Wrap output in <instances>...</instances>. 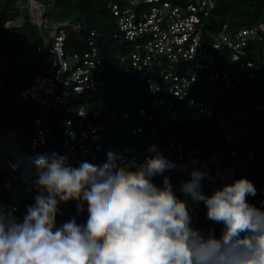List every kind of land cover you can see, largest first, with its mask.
I'll return each instance as SVG.
<instances>
[{"label":"built area","instance_id":"built-area-1","mask_svg":"<svg viewBox=\"0 0 264 264\" xmlns=\"http://www.w3.org/2000/svg\"><path fill=\"white\" fill-rule=\"evenodd\" d=\"M16 4L21 5L19 0ZM32 4L36 6L34 9ZM214 7L212 0H108L116 22L112 37L131 46L120 60H129L143 92H164L163 97L152 101V106L162 113V121L156 122L142 153L152 155L149 147L159 143L155 129L179 124L194 127L199 122L215 119L219 134L210 138L206 159L195 166L202 171L229 157L241 154L252 160L264 154V103L253 106L242 103L231 113L222 110L215 113L212 104L190 95L197 72L205 74L208 86L219 80L226 88L241 86L257 73L264 75V19L232 32L223 25L211 40H204L202 21ZM23 8L28 10L32 23L40 29L52 27L53 33L44 39L46 53L37 73L19 93L20 100L36 106V114L28 125L31 134L26 144L22 143L18 130L0 134V206L15 209L18 219L23 218L26 206L34 203L33 189L34 196L37 194L33 161L37 156L35 151L46 143L43 124H54L51 114L62 117L60 153L69 161L101 165L107 153L113 152L123 158V165L131 168L140 153L112 143L107 126L101 122L108 118L98 107L75 103L96 94L104 85L105 67L95 44V31L91 30L85 37V52L68 54L64 48V30L59 25L49 26L43 6L36 0H28L27 6L20 9ZM21 19L17 17L6 23L9 27H18ZM221 51H225L224 61L228 65L217 69L216 57ZM183 65L191 66L194 71L186 74ZM176 66H179L178 72ZM1 91L0 85V94ZM166 96H172L173 100ZM109 120L111 124L117 121L116 117ZM152 121L139 108L137 117L126 128L130 135H137L142 133V122ZM246 142H250L249 149L241 148ZM160 143L165 148L160 147L159 151L178 166L165 175L170 178L187 175L194 166L184 160L175 136H165ZM248 201L264 208V190Z\"/></svg>","mask_w":264,"mask_h":264},{"label":"clouds","instance_id":"clouds-1","mask_svg":"<svg viewBox=\"0 0 264 264\" xmlns=\"http://www.w3.org/2000/svg\"><path fill=\"white\" fill-rule=\"evenodd\" d=\"M148 151L131 168L113 152L101 165L79 166L56 152L37 155L34 203L22 219L0 206V264H264V209L248 201L256 195L250 180L205 194L209 173L194 160L181 199L165 175L178 166L156 145ZM189 199L203 203L207 219L221 226L218 235L193 227ZM70 201L78 215L86 206V221L57 225L60 205Z\"/></svg>","mask_w":264,"mask_h":264},{"label":"trees","instance_id":"trees-1","mask_svg":"<svg viewBox=\"0 0 264 264\" xmlns=\"http://www.w3.org/2000/svg\"><path fill=\"white\" fill-rule=\"evenodd\" d=\"M43 8H54V17L70 21L65 25H59L65 33V51L68 54L82 53L87 50L85 37L91 30L96 33L95 44L104 63V85L94 95L90 96L96 102V107L108 119L101 120L107 126V131L111 136L113 144L122 147L137 149L135 164L144 161L147 155L142 153L144 147L149 143L150 132L162 121V113L152 106V101L163 97L164 92L147 93L141 90V81L137 73L132 69L129 60H120V56L126 54L130 49V44L112 37L116 31L115 18L109 11L108 0H63L57 4L55 0H36ZM175 1V0H169ZM214 10L202 21L203 39L211 40L212 37L226 26L229 32L243 27H249L264 19L263 0H212ZM17 0H0V62L4 63L5 69L0 68V134L11 130H18L23 144H26L31 130L28 125L36 114V106L32 103L22 101L19 93L29 83L32 76L37 73V68L42 64L46 49L42 30L32 23L27 12L23 16L25 9H20ZM21 3V2H20ZM27 10V9H26ZM45 12V11H44ZM46 14V13H45ZM46 16H48L46 14ZM17 17L22 18L19 27L6 28V22ZM78 25L79 29L74 30L73 26ZM49 33V30H47ZM37 49L39 51L37 52ZM226 53L221 51L216 57L217 69L226 67ZM186 74L194 71L191 66L183 65ZM176 72L179 66H176ZM181 68V67H180ZM203 72H197V80L190 95L198 100H203L214 106L215 113L220 110L228 114L236 110L237 107L246 103L248 105H258L264 103V75L257 73L252 80L245 81L241 86L233 85L226 88L221 81H215L212 86H208ZM173 100L172 96H166ZM142 108L147 117L153 119L151 123L142 122V133L130 135L126 126L131 120L137 117V110ZM126 113L127 117H123ZM54 119L53 126L45 123L43 129L46 134V143L35 152L39 154L60 153L61 142V119L59 115L51 114ZM116 117L115 124H111L109 118ZM158 148L165 146L161 140L165 136H175L178 146L182 148L184 160L191 166L193 161L198 164L204 162L207 157L206 144L213 135H218L217 122H199L196 126L190 127L185 124L172 125L166 129H155ZM241 148L249 149L250 142L243 143ZM73 166H79L80 161H69ZM133 165V166H134ZM195 165V166H196ZM209 179L202 181V191L211 194L214 189L221 187L225 183H232L241 177L250 180L256 193L264 190V154L256 156L252 160H247L241 154L236 157H229L223 161L215 162L207 171ZM189 179L188 175H174L170 178L176 195L184 199L180 192V184ZM153 182L161 185L162 177L156 176ZM249 196L248 198H250ZM189 211L192 215L193 227L207 232L215 229L217 235L221 226L209 221L206 217V207L203 203L194 205L188 200ZM264 209V208H262ZM72 217L77 218L78 223H84L87 218V209L83 213L77 214L76 201L61 204L57 214L58 225L69 221Z\"/></svg>","mask_w":264,"mask_h":264},{"label":"rangeland","instance_id":"rangeland-1","mask_svg":"<svg viewBox=\"0 0 264 264\" xmlns=\"http://www.w3.org/2000/svg\"><path fill=\"white\" fill-rule=\"evenodd\" d=\"M20 2H21V5H20V8H21V6H23V7H26L27 6V2H28V0H19ZM23 9H25V8H23ZM43 10L45 11V13L48 15V18H49V20H50V22H49V26H52V23L55 25H65V24H67L69 21H70V19H66V20H62V19H58V18H55L53 15H54V8L53 7H49V6H45L44 5V8H43ZM27 12H28V10H24V12H23V16L24 15H26L27 14ZM52 22V23H51ZM51 23V24H50ZM7 27H9L8 26V24L6 23L5 24ZM36 25V24H35ZM37 26V25H36ZM48 26V27H49ZM37 28H38V26H37ZM47 28V27H46ZM47 30H52V27H49V28H47V29H42V34H43V36H44V38L45 39H49V33L47 32ZM1 46V45H0ZM1 64H0V68H3V69H5L6 68V66L4 65V63H2V62H0ZM76 103V105H82V106H86V107H96V102L95 101H93L92 100V98L91 97H84V98H82V99H80V100H78V101H76L75 102ZM24 150V149H23ZM27 188V187H26ZM28 189V188H27ZM32 189V188H31ZM34 193H35V189H33V191L31 192V195L34 197Z\"/></svg>","mask_w":264,"mask_h":264},{"label":"crops","instance_id":"crops-1","mask_svg":"<svg viewBox=\"0 0 264 264\" xmlns=\"http://www.w3.org/2000/svg\"><path fill=\"white\" fill-rule=\"evenodd\" d=\"M72 1H74V2H78V1H80V0H72ZM45 15H46V14H45ZM47 18H48V16H47ZM48 19H49V18H48ZM49 21H50V20H49ZM51 23H52V22H51ZM51 23H50V24H51ZM52 25H54V24L52 23ZM55 25H56V24H55ZM74 27H75L76 30L79 29V26H78V25H74L73 28H74ZM38 29H40V28H38ZM40 30H42V29H40ZM52 33H53V32L50 30V31H49V37H50V35H52ZM0 64H1V63H0Z\"/></svg>","mask_w":264,"mask_h":264},{"label":"water","instance_id":"water-1","mask_svg":"<svg viewBox=\"0 0 264 264\" xmlns=\"http://www.w3.org/2000/svg\"><path fill=\"white\" fill-rule=\"evenodd\" d=\"M57 4H60L63 0H55ZM22 21V19H21Z\"/></svg>","mask_w":264,"mask_h":264},{"label":"bare ground","instance_id":"bare-ground-1","mask_svg":"<svg viewBox=\"0 0 264 264\" xmlns=\"http://www.w3.org/2000/svg\"><path fill=\"white\" fill-rule=\"evenodd\" d=\"M36 6L34 4H32V9H34ZM39 17V16H38Z\"/></svg>","mask_w":264,"mask_h":264}]
</instances>
